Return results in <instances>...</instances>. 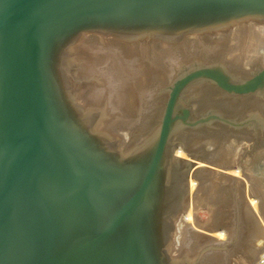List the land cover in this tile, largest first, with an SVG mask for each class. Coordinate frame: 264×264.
Returning a JSON list of instances; mask_svg holds the SVG:
<instances>
[{"label": "water", "instance_id": "95a60500", "mask_svg": "<svg viewBox=\"0 0 264 264\" xmlns=\"http://www.w3.org/2000/svg\"><path fill=\"white\" fill-rule=\"evenodd\" d=\"M246 23L264 24V0H0V264H201L215 251L171 252L196 163L210 164L175 139L177 127L251 120H193L181 100L201 83L263 96L264 67L247 79L221 64L189 69L171 85L152 144L125 153L95 131L65 61L90 36L177 44Z\"/></svg>", "mask_w": 264, "mask_h": 264}, {"label": "rangeland", "instance_id": "374dc122", "mask_svg": "<svg viewBox=\"0 0 264 264\" xmlns=\"http://www.w3.org/2000/svg\"><path fill=\"white\" fill-rule=\"evenodd\" d=\"M250 24L253 23L239 24L229 29L230 31L232 30L236 33L235 36L232 35L233 38L229 34H226V32H230L226 30L223 32V34L226 35H219L221 32H218V34H208L207 37L205 35H202L203 37L190 36L177 44L167 43L164 41L162 42L156 39H143L137 42H126L114 38H104L98 36L87 37L69 51L70 54L67 55V59L65 61V69L68 71L67 73H69L68 76H70V74L72 75V78L70 79V91L75 92L80 105L83 106L85 111H87V107L91 110L92 106V109L95 108L97 111H101L100 113H96V115L98 114V118L103 115L104 118H102L101 121H104V119L107 120L108 117L111 118L108 112L113 109L115 110L112 112L115 111L117 114L120 113V117L122 118L118 117L116 119L119 121L118 125L115 127L104 126V128L103 125L100 124L102 122L99 120L98 122L100 123L97 125V129L99 127L100 131L104 132L110 129L107 132H110L111 135L114 133V135L116 134L119 136L117 137L115 135V138L112 135L117 141L119 139L118 143L120 147L122 146L126 149L125 146L128 145L129 147L131 144L129 148L135 152L137 149H142L143 147L148 145L150 146V144H152V141L155 139L159 130L171 85L179 76L187 72L189 69H192V67L196 68L204 65L221 64L231 73L246 79L251 76V73H253L257 67H264L263 54H258L259 56L256 55L253 57L249 53L255 46H259V43L252 37L247 38V41L250 43L247 41L243 43L244 39L242 38L243 35H241L243 34V28ZM255 24L262 25L260 23ZM234 41H236V44L238 42V44L236 45ZM241 44H243V46ZM234 45L236 46L234 47ZM239 48H244L246 51L241 53V51H238L240 50ZM262 51H260V53ZM110 73H113V75ZM109 78L110 80L108 81L115 79L114 82L118 83L115 84L116 87L114 88V92H117L116 90H118V93H114L116 95L113 94V98H110L113 105H111L112 102L110 105L108 104L109 98H106L104 91H100V93L96 95L97 98H99V101H96L93 97V95L99 90L98 87H101L98 83H101ZM93 101L100 102V104L97 105L98 107L93 104ZM181 104L184 106L188 104L193 105V120H198L210 111L221 114L224 118H230L238 123L251 120V124L249 126L240 129L232 128L219 122L197 128L186 127L183 124L180 127H177L178 129L176 131L175 139L184 144L185 147L193 154H196L206 160H210V162L213 163L216 162L214 159L211 160L212 157H215V155L213 156L212 154L219 153V155H223L226 152V155L229 153V157L231 154L233 156L238 154L241 158L240 166L244 165L246 167L248 175L245 177L244 174L243 177H240V179L243 180L245 187H242V183L236 184L235 181V183H232L234 188L231 186V188H228L230 191L228 189H219L222 193V198H226L222 201L220 200V202L217 200L219 197H215L216 195L214 193L212 195L214 197L209 195V190H213L212 188H209V190L207 189L208 192L202 190L204 191V194L203 192L200 193L201 200L199 198V211L196 215L201 222H199V224H203V226L206 224L205 226H208L207 221H210L209 218H212V216L215 217V222L217 221L219 215H223L224 217L228 216L229 220H231L228 225L227 222L224 224L219 220L217 221V224L223 226V230L229 232V235L230 233L233 235L231 238L232 240L228 241L229 243H226V240L223 247L217 246L218 248L215 249V251L206 253L202 257L201 264H256L258 262L259 264H264L260 262V259L264 256V243H262L264 242L262 241L264 240V238H262L264 236V233H262V225H264V158L261 156L262 152H264V95L234 98L221 92L209 83H201L190 87L185 92L182 97ZM107 105L109 108H107ZM103 107L104 110L102 112ZM101 113L102 115H100ZM87 115L90 116L89 119L91 123L95 124V115H93V113L90 114L89 112ZM120 127L121 130L123 128L122 131L119 130ZM125 133L129 135H125ZM126 140L127 144L125 143L126 145H123V141L125 142ZM120 141H122V144ZM185 154H187L188 157V153ZM209 155H212L211 158ZM212 170V174L218 176L226 173L224 172L226 170L223 168L217 169V167H215ZM198 182L201 183L200 181ZM242 188L245 189V195H247L246 199H243L244 189ZM208 196L212 198H208ZM252 197L257 198L261 202L262 206H258L257 209H253L250 206V199ZM209 203L212 204L210 205ZM193 229L196 232L207 235L206 231L199 229L198 226H194ZM178 230L177 232L179 233L176 232L174 236V243L171 250L172 255L177 258L187 257L191 260L195 258L197 259V256L201 254L203 250H206L204 249L205 247L199 244L193 245L194 243L190 246L187 240L184 242L185 234L181 236L180 229ZM195 238H198V235ZM211 242L212 241L209 243Z\"/></svg>", "mask_w": 264, "mask_h": 264}, {"label": "bare ground", "instance_id": "6f19581e", "mask_svg": "<svg viewBox=\"0 0 264 264\" xmlns=\"http://www.w3.org/2000/svg\"><path fill=\"white\" fill-rule=\"evenodd\" d=\"M248 24V23H247ZM244 30H243V34H241V35H243V39H244V42L243 43H245L248 39L247 38H249V37H252L253 39H255L259 44V46H255L253 49H252V51H250L249 53L251 54V56H256V55H264V25L262 24V25H258V24H255V23H253V24H250V25H246L244 28H243ZM228 31H230V30H228ZM236 32V31H235ZM234 31H230V32H226V34H229L230 36H235V34L236 33H234ZM218 34V33H217ZM226 34H223V32H221V34H219V35H226ZM218 35V36H219ZM250 35V36H249ZM206 37L208 36V35H205ZM233 36H232V38H233ZM199 37V36H198ZM203 37V36H202ZM205 37V38H206ZM220 37V36H219ZM218 37V38H219ZM97 38V37H96ZM213 38H214V36H213ZM217 38V37H216ZM251 38V39H252ZM209 39V38H208ZM211 39V38H210ZM246 39V40H245ZM203 40V39H202ZM201 40V41H202ZM231 40V39H230ZM254 40V41H255ZM205 41V40H204ZM221 41V40H220ZM248 43H250L249 41H247ZM150 43V42H149ZM148 43V44H149ZM157 43V42H156ZM201 43V42H200ZM206 43V42H205ZM230 43V42H229ZM233 43V42H232ZM234 43L236 44V41H234ZM152 44V43H151ZM225 44V43H224ZM237 44H238V42H237ZM236 44V45H237ZM252 44V43H251ZM146 45V44H145ZM155 45V44H154ZM153 45V46H154ZM161 45V44H160ZM170 45V44H169ZM227 45V44H226ZM232 45V44H231ZM236 45H234V47L236 46ZM242 46H243V44H241ZM141 46V45H140ZM157 46V45H156ZM179 46V45H178ZM239 46V45H238ZM242 46H241V48H242ZM246 46H247V43H246ZM78 47V46H77ZM170 47V46H169ZM168 47V48H169ZM176 47V46H175ZM132 48V47H131ZM152 48V47H151ZM150 48V49H151ZM162 48H164V47H162ZM230 48V47H229ZM122 49V48H121ZM124 49V48H123ZM159 49V48H158ZM226 49H227V47H226ZM240 49V48H239ZM248 49V48H247ZM133 50V49H132ZM163 50V49H162ZM228 50V49H227ZM263 50V51H262ZM153 51H156V50H153ZM174 51V50H173ZM172 51V52H173ZM232 51V50H231ZM238 51H241V53L243 52V51H246V49H240V50H238ZM260 51H262L261 53H260ZM136 52V51H135ZM144 52V51H143ZM171 52V53H172ZM122 53H123V51H122ZM153 53V52H152ZM133 54V53H132ZM138 54H140V53H138ZM137 54V55H138ZM143 54V53H142ZM149 54V53H148ZM234 54V53H233ZM155 55V54H154ZM157 55V54H156ZM167 55V54H166ZM240 55V54H239ZM248 55V54H247ZM258 55V56H259ZM121 56V55H120ZM158 56H159V54H158ZM131 57H132V55H131ZM260 57H262V56H260ZM135 58V57H134ZM244 58V57H243ZM133 59V58H132ZM252 59V58H251ZM260 59V58H259ZM80 60V59H79ZM113 60V59H112ZM115 60V59H114ZM120 60V59H119ZM234 60V59H233ZM264 60V59H263ZM121 61V60H120ZM130 61V60H129ZM136 61V60H135ZM247 61V60H246ZM258 61H260V60H258ZM123 62V61H122ZM121 62V63H122ZM148 62V61H147ZM249 62H251V61H249ZM82 63V62H81ZM124 63V62H123ZM137 63V62H136ZM245 63V62H244ZM252 63V62H251ZM129 64V63H128ZM133 64V63H132ZM144 64V63H143ZM255 64V63H254ZM256 64H258V63H256ZM263 64V63H262ZM136 65V64H135ZM139 65V64H138ZM147 65V64H146ZM237 65V64H236ZM264 65V64H263ZM110 66V65H109ZM123 66H125V65H123ZM153 66H154V64H153ZM252 66H253V64H252ZM90 67V66H89ZM108 67V66H107ZM116 67H117V65H116ZM129 67V66H128ZM139 67V66H138ZM137 67V68H138ZM141 67V66H140ZM192 67V66H191ZM242 67V66H241ZM249 67H250V65H249ZM261 67V66H260ZM115 68V67H114ZM144 68V67H143ZM153 68V67H152ZM193 68V67H192ZM256 68V67H255ZM258 68V67H257ZM146 69V68H145ZM122 70V69H121ZM127 70V69H126ZM132 70V69H131ZM115 71V70H114ZM113 71V72H114ZM117 71V70H116ZM129 71H130V69H129ZM157 71V70H156ZM123 72V71H122ZM128 72V71H127ZM154 72V71H153ZM116 73V72H115ZM121 73V72H120ZM139 73V72H138ZM111 75H113V73H110ZM122 74V73H121ZM110 75V76H111ZM117 75V74H116ZM120 75V74H119ZM143 75V74H142ZM149 75V74H148ZM124 76V75H123ZM140 76H141V74H140ZM174 76H175V74H174ZM108 77V76H107ZM113 77H115V76H113ZM120 77V76H119ZM118 77V78H119ZM138 77V76H137ZM145 77V76H144ZM173 77V76H172ZM113 79V78H112ZM120 79V78H119ZM134 79H137V78H134ZM141 79H143V78H141ZM108 80H110V78L109 79H106L105 81H103V82H99L98 84L99 85H101V87H98V91L96 92V94H94L93 95V97H94V99L96 100V101H99L98 99L99 98H97V96L96 95H98L99 93H100V91L101 92H105V94H106V98H109V102H108V104L110 105L111 104V100H110V98H113V96L114 95H116V94H114V93H118V90H116L117 92H114V88L116 87V85L115 84H118L117 82H114V80H112V81H108ZM118 80V79H117ZM130 80V79H129ZM121 81V80H120ZM153 82V81H152ZM123 83V82H122ZM134 83V82H133ZM140 83V82H139ZM73 85V84H72ZM125 85H126V83H125ZM141 86H143V85H141ZM96 87V86H95ZM126 88V87H125ZM157 88V87H156ZM121 89V88H120ZM138 89H139V87H138ZM75 91V90H74ZM121 91V90H120ZM140 91V90H139ZM157 92V91H156ZM114 94V95H113ZM113 95V96H112ZM96 96V97H95ZM76 97V99L78 100V98H77V95L75 96ZM116 97V96H115ZM132 97V96H131ZM143 99V98H142ZM142 99H141V101H142ZM96 101H93V104L96 106V107H98L97 105H99L100 104V102H96ZM225 102V101H224ZM87 103V102H86ZM92 104V105H93ZM90 105H91V103H90ZM111 105H113V102H112V104ZM94 106V107H95ZM108 106V105H107ZM93 107V106H92ZM92 107H91V110L89 109V107H87L88 109H86L90 114H92L93 113V115H95V121H101L102 120V118H104L103 117V115H102V113L100 114V115H102V117H100V118H98V114L96 115V113H100L101 111H97V109H95V108H93L92 109ZM114 107V106H113ZM100 108V107H99ZM107 108H109V106L107 107ZM144 108V107H143ZM124 109V108H123ZM103 110H104V107H103V109H102V112H103ZM113 110H115V109H113ZM112 110V111H113ZM87 111H84V113L85 114H88V112ZM112 111H109L108 113H109V115L111 116V118H109L108 117V119L107 120H105L104 119V121H101L102 123H100V122H98V123H95L96 124V127H97V125L100 123L101 125H103V127L104 126H106V127H115L116 125H118L119 124V121H117L116 119L118 118V117H120V113L119 114H117V112H112ZM125 112V111H124ZM103 114H105V113H103ZM137 117V116H136ZM135 117V118H136ZM120 118H122V117H120ZM263 118V117H262ZM138 119V118H137ZM139 121V120H138ZM132 124H133V122H132ZM264 125V124H263ZM121 126V125H120ZM127 127V126H126ZM214 127V126H213ZM105 128V127H104ZM99 129V130H98ZM98 129L96 128V130L95 131H97V132H102V131H100V128L98 127ZM108 129V128H107ZM116 129H118V128H116ZM108 130H110V129H108ZM108 130H106V132L108 131ZM120 131H122L123 130V128H122V130H121V127H120V129H119ZM117 131V130H116ZM134 131V130H133ZM125 132V131H124ZM124 132H123V134H124ZM203 132V131H202ZM216 132V131H215ZM110 133V132H109ZM120 133V132H119ZM129 133V132H128ZM127 133H125V135H126ZM209 134V133H208ZM212 134V133H211ZM216 134V133H215ZM115 138H116V136L114 135V133L112 134ZM127 135H129V134H127ZM200 135V134H199ZM198 135V136H199ZM203 136V135H202ZM213 136V135H212ZM117 137H119V136H117ZM195 137V136H194ZM207 137V136H206ZM123 138V137H122ZM125 138V137H124ZM151 138V137H150ZM201 138V137H200ZM213 138H214V136H213ZM125 139H127V138H125ZM124 139V140H125ZM197 139V138H196ZM206 139V138H205ZM148 140V139H147ZM208 140H209V137H208ZM118 141H119V139H118ZM199 141V140H198ZM121 142V144H122V141H120ZM127 140L124 142L123 141V145H126L127 143ZM148 142V141H147ZM146 142V143H147ZM126 143V144H125ZM190 143V142H189ZM194 143V142H193ZM192 143V144H193ZM143 144V143H142ZM145 144V143H144ZM213 144V143H212ZM219 144V143H218ZM140 145V144H139ZM203 145H204V143H203ZM120 146V145H119ZM130 146H131V144H130ZM129 146V147H130ZM126 147V149H124V147H122L121 146V148H122V150L126 153H130L129 151H132V150H130L131 148H129L128 147V145L127 146H125ZM205 147H207V146H205ZM224 147V146H223ZM135 148V147H134ZM202 149V148H201ZM234 149V148H233ZM216 150V149H215ZM239 150H240V148H239ZM212 151V150H211ZM217 151V150H216ZM205 152V151H204ZM203 152V153H204ZM214 152V151H213ZM185 153H187V152H185L184 150H182V149H179L178 151H177V153H176V157L177 158H180V159H185V160H190V157H189V154H188V157H187V154H185ZM197 153V152H196ZM212 153V152H211ZM198 154V153H197ZM209 154V153H208ZM229 154V153H228ZM226 155V152L223 154V155H219V153L218 154H212L213 156L215 155V157H212L211 158V156H210V158H211V160L212 159H214V161L217 163H213V162H210L209 161V163L210 164H205V163H203V162H197L196 164H197V169L199 168V169H201L202 170V172H200V173H198L199 174V176H197V178L196 179H193L192 177H191V179H190V201H189V203H188V211L180 218V219H178V221H177V223H176V231H175V233L177 232V230L178 229H180V232H181V236H183V234H185L184 236V238H185V240H184V238L182 237V239L184 240V242H186V240L189 242V244H190V246H192V244L193 245H196V244H199V245H201V246H204V247H208V246H222L223 247V245H225V241L227 240V242L226 243H229L228 241L229 240H232L231 238L233 237V235H231L232 233H230V235H229V232H226V230H223V226H220L219 224H217V221L219 220L220 222H223L224 224L227 222V225H228V223L229 222H231V220H229V218H228V216H223L222 214V216H220L219 215V217H218V219H217V221L215 222L214 221V218L215 217H213L212 216V218H209L210 219V221H207L208 222V226H203V224H199V219H198V217L196 216L197 215V212L199 211L198 209H199V201L201 200V198H200V193L201 192H203V194H204V191H202V190H205V192L207 191L208 192V190H209V188H212L213 190H209V195H213V193L216 195L215 197H219V199H217L219 202H220V200L222 201V200H224V199H226V198H222V196H221V191L220 190H223V189H228V188H231V187H233L232 186V183L234 182L235 183V181H236V184L238 183H242L243 184V180L242 179H240V177H243V175L246 173L244 170H243V167H245L244 165H242V166H240L241 165V158H240V155H238V154H234L235 156H233L231 153V155H230V157H229V155ZM196 155V154H195ZM217 155V156H216ZM261 156H263V158H264V152H262V154H261ZM239 165V166H237V167H235V168H231L230 166H233V165ZM225 166V167H224ZM215 167H217V169L218 168H223L224 170H226V171H224V172H226L224 175L222 174V175H215V174H212L213 173V168H215ZM242 167V168H241ZM264 167V166H263ZM246 168V167H245ZM230 170V171H229ZM177 171V170H176ZM177 173L178 174H180V171L178 172L177 171ZM246 175V174H245ZM244 175V176H245ZM178 179H181V177H180V175H178ZM198 181H200L201 183H199ZM241 184V185H242ZM181 185L179 184V187H180ZM203 186H204V188H203ZM210 186V187H209ZM231 186V187H230ZM245 186V184H243V186L242 187H244ZM207 187V188H206ZM234 188V187H233ZM208 189V190H207ZM220 189V190H219ZM242 189H244V188H242ZM229 190V189H228ZM230 191V190H229ZM256 191V190H255ZM224 192V191H223ZM226 192V191H225ZM234 192V191H233ZM228 193V192H227ZM247 193V192H246ZM218 194H219V196H218ZM232 194V193H231ZM254 194H256V193H254ZM229 195V194H228ZM251 195H253V194H251ZM206 196V195H205ZM204 196V197H205ZM256 196V195H255ZM201 197L203 198V196L201 195ZM212 197H214V196H212ZM212 197H209L208 196V198H212ZM221 197V198H220ZM224 197H226V196H224ZM199 198H200V200H199ZM206 198V197H205ZM243 199H245V197H243ZM206 200V199H205ZM213 200V199H212ZM214 200H215V198H214ZM211 201V200H210ZM210 201H208V202H210ZM214 202V201H213ZM212 202V203H213ZM211 203V204H212ZM215 203V202H214ZM222 203V202H221ZM210 204V203H209ZM210 204V205H211ZM263 204V203H262ZM209 206V205H208ZM207 206V207H208ZM216 206V205H215ZM250 206L253 208V209H257L258 208V206H262L261 205V202L257 199V198H251L250 199ZM211 207V206H210ZM220 208H221V206H220ZM211 209H212V207H211ZM210 210V209H209ZM220 210V209H219ZM218 210V211H219ZM224 214V213H223ZM215 215V214H214ZM223 217V218H222ZM206 222V223H207ZM201 223V222H200ZM263 224V223H262ZM194 226H198L199 227V229H204V231H206V234H207V236H209L210 238H208V240H210V241H212L211 243H207V242H205L207 239H205V238H202V237H198V238H195V237H197V235L198 234H202V235H205V234H203V233H199V232H196L193 228H194ZM263 226V228H262V233H264V225H262ZM220 227V229L218 230V228ZM207 229L208 230H210V232H208L207 231ZM214 229H216V230H214ZM222 229V230H221ZM179 231V230H178ZM191 232H192V237H191ZM254 232V231H253ZM177 233H179V232H177ZM190 233V234H189ZM187 234V235H186ZM178 235V234H177ZM201 235V236H202ZM194 236V237H193ZM206 236V235H205ZM262 238H264V236L262 237ZM176 240V239H175ZM262 241H264V240H262ZM261 241V242H262ZM183 242V243H184ZM175 243H176V241H175ZM262 243H264V242H262ZM184 245V244H183ZM187 245V244H186ZM179 246V245H178ZM189 246V245H188ZM251 254V253H250ZM263 256V255H262ZM261 256V257H262ZM263 258V257H262ZM261 260V259H260ZM256 264H259V262L258 263H256Z\"/></svg>", "mask_w": 264, "mask_h": 264}, {"label": "flooded vegetation", "instance_id": "af4514ba", "mask_svg": "<svg viewBox=\"0 0 264 264\" xmlns=\"http://www.w3.org/2000/svg\"><path fill=\"white\" fill-rule=\"evenodd\" d=\"M189 151H190V150H189ZM190 152H191V151H190ZM192 154H193V153H192ZM194 155H195V154H194ZM209 161H210V160H209ZM237 166H239V165H237V164L235 165V164H234L231 168H235V167H237ZM243 170L246 172V173H245V174H246L245 177H247L248 175H247V170H246V168L243 167ZM244 187H245V186H244ZM243 194H244V197H245V199H246V196H247V195H245V189H244V193H243ZM245 201H246V200H245Z\"/></svg>", "mask_w": 264, "mask_h": 264}, {"label": "built area", "instance_id": "2783aa9c", "mask_svg": "<svg viewBox=\"0 0 264 264\" xmlns=\"http://www.w3.org/2000/svg\"><path fill=\"white\" fill-rule=\"evenodd\" d=\"M260 262H261V263H264V256H263V258L260 260Z\"/></svg>", "mask_w": 264, "mask_h": 264}]
</instances>
